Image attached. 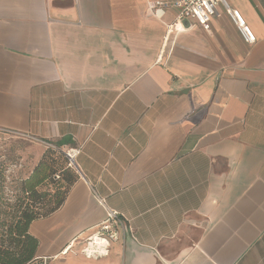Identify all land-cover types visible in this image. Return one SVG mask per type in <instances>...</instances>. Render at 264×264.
Returning <instances> with one entry per match:
<instances>
[{"label": "crops", "instance_id": "obj_1", "mask_svg": "<svg viewBox=\"0 0 264 264\" xmlns=\"http://www.w3.org/2000/svg\"><path fill=\"white\" fill-rule=\"evenodd\" d=\"M225 1L253 44L222 8L178 32L147 0H0V133L80 151L29 226L35 257L108 208L125 227L108 255L78 238L59 264H264V0Z\"/></svg>", "mask_w": 264, "mask_h": 264}, {"label": "trees", "instance_id": "obj_2", "mask_svg": "<svg viewBox=\"0 0 264 264\" xmlns=\"http://www.w3.org/2000/svg\"><path fill=\"white\" fill-rule=\"evenodd\" d=\"M53 153L63 159L61 168L55 166L56 162L46 156ZM68 164L64 154L48 147L30 176L23 180L22 196L12 206V212L0 215V264H26L35 257L38 241L30 234L29 226L33 221L53 213L63 203L77 177ZM58 183L57 191L52 192V186ZM45 187L51 190L43 189ZM46 199L48 208L43 211L41 208L34 209L35 205H43L42 202Z\"/></svg>", "mask_w": 264, "mask_h": 264}, {"label": "built area", "instance_id": "obj_3", "mask_svg": "<svg viewBox=\"0 0 264 264\" xmlns=\"http://www.w3.org/2000/svg\"><path fill=\"white\" fill-rule=\"evenodd\" d=\"M147 2L149 13L153 16L163 13L168 8L175 9L177 11L175 21L168 24L166 29L167 31L174 30L178 32L188 31L194 25L204 32H209L211 21L218 15V9L222 8L236 25L245 43L253 44L255 42V36L245 24L240 13L237 10L229 8L225 0H147ZM187 21H191L193 24L186 25ZM55 149L65 155L69 167L76 172L75 159L80 151ZM99 202L104 206L103 200L99 199ZM124 231L123 219L116 211L106 208L105 219L95 227L92 233L86 236H84V233H81L59 255L34 257L26 264H59V256L66 255L72 249L74 241H77L78 238H81L83 243L80 253L86 259L106 257L111 244L117 242L120 233Z\"/></svg>", "mask_w": 264, "mask_h": 264}, {"label": "rangeland", "instance_id": "obj_4", "mask_svg": "<svg viewBox=\"0 0 264 264\" xmlns=\"http://www.w3.org/2000/svg\"><path fill=\"white\" fill-rule=\"evenodd\" d=\"M45 154L46 149L38 150L35 144L25 139L0 133V215L12 212V206L22 196L21 183L30 176ZM46 156L56 162L55 166H63L60 155L53 153ZM58 186L59 183L52 186V192L57 191ZM43 189L51 190L46 187ZM42 203L47 204V199ZM43 205H35L34 209L41 208L43 211L49 203L45 207Z\"/></svg>", "mask_w": 264, "mask_h": 264}]
</instances>
